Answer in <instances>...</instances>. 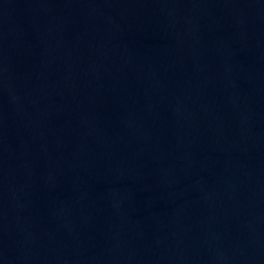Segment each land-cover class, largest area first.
Here are the masks:
<instances>
[{"label":"water","instance_id":"water-1","mask_svg":"<svg viewBox=\"0 0 264 264\" xmlns=\"http://www.w3.org/2000/svg\"><path fill=\"white\" fill-rule=\"evenodd\" d=\"M0 264H264V0H0Z\"/></svg>","mask_w":264,"mask_h":264}]
</instances>
